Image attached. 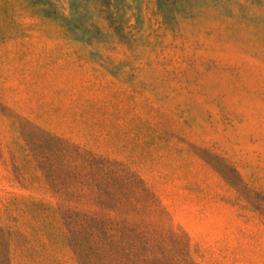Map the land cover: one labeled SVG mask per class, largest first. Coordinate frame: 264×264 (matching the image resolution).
Masks as SVG:
<instances>
[{"label": "rangeland", "instance_id": "obj_1", "mask_svg": "<svg viewBox=\"0 0 264 264\" xmlns=\"http://www.w3.org/2000/svg\"><path fill=\"white\" fill-rule=\"evenodd\" d=\"M0 264H264V0H0Z\"/></svg>", "mask_w": 264, "mask_h": 264}]
</instances>
